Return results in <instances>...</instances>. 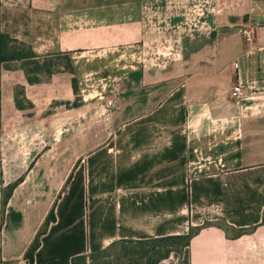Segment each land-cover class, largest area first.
Returning a JSON list of instances; mask_svg holds the SVG:
<instances>
[{
    "label": "crops",
    "instance_id": "0c3cea01",
    "mask_svg": "<svg viewBox=\"0 0 264 264\" xmlns=\"http://www.w3.org/2000/svg\"><path fill=\"white\" fill-rule=\"evenodd\" d=\"M192 1L0 0L2 31L42 56L67 52L82 92L66 106L75 72L29 83L2 69L0 264H71L190 227L158 264H264V0H210V29L188 35L175 13Z\"/></svg>",
    "mask_w": 264,
    "mask_h": 264
},
{
    "label": "trees",
    "instance_id": "16d2710c",
    "mask_svg": "<svg viewBox=\"0 0 264 264\" xmlns=\"http://www.w3.org/2000/svg\"><path fill=\"white\" fill-rule=\"evenodd\" d=\"M1 6V2H0ZM12 63L18 64L25 73L29 83L39 82L40 74H52L61 68L74 74L71 58L67 52L52 53L51 55L37 54L30 44L12 37L2 31L0 26V84L1 72L3 68H9ZM73 91L77 94V80L72 77ZM79 98L70 102H65L66 106H77ZM1 102V89H0ZM17 107L23 108L22 101L16 99ZM30 105V103H28ZM1 107V103H0ZM1 128V121H0ZM21 180L8 184V191L3 193L2 204H6L12 189ZM55 220L54 207L47 214L42 226L38 230L35 238L31 242L25 253V257L32 262L34 252L40 245V238L45 233L50 222ZM264 221V216H263ZM201 227H190L188 232L180 234H169L147 239H119L112 241L106 247L84 254H78L71 258V264H158L167 258L172 251L181 253L189 245L190 239ZM225 229V227H222ZM227 228V227H226ZM247 231L238 230V234Z\"/></svg>",
    "mask_w": 264,
    "mask_h": 264
},
{
    "label": "built area",
    "instance_id": "2783aa9c",
    "mask_svg": "<svg viewBox=\"0 0 264 264\" xmlns=\"http://www.w3.org/2000/svg\"><path fill=\"white\" fill-rule=\"evenodd\" d=\"M211 2L210 0H193L188 5H185L182 8V11L175 13L180 17L179 24L177 25L179 29H181L185 34L192 35L195 32H204L209 30V24L207 21V13L211 10ZM164 18L160 15L158 16L159 23L153 19L155 22L153 28L160 29L161 23L164 21ZM181 27V28H180ZM242 32L244 34V38L247 41H250L252 38V31L249 28H243ZM231 96L234 98L241 99L243 97V89L241 83H235L230 92ZM115 101L110 98L106 101V105L108 107H112Z\"/></svg>",
    "mask_w": 264,
    "mask_h": 264
},
{
    "label": "rangeland",
    "instance_id": "374dc122",
    "mask_svg": "<svg viewBox=\"0 0 264 264\" xmlns=\"http://www.w3.org/2000/svg\"><path fill=\"white\" fill-rule=\"evenodd\" d=\"M162 15H164L165 13H161ZM139 52H140V50H139V48L137 49ZM136 50V51H137ZM122 54H124V52H121ZM19 65L18 64H11L10 66H9V68H12V67H18ZM74 72L76 73V76H75V78L76 77H79V78H81V75H78L77 74V72L74 70ZM81 74V73H80ZM83 74V73H82ZM76 80H77V78H76ZM113 81V80H112ZM121 80H114L113 81V83L112 84H115V83H118V82H120ZM112 84H111V87L110 88H112ZM80 86H81V84L79 85V84H77V93H78V98H81V96H80V94H82V92H81V90H80ZM82 87H83V85H82ZM85 93H87V92H85ZM109 94H112V92H110ZM7 191H8V188L7 187H4V194H6L7 193Z\"/></svg>",
    "mask_w": 264,
    "mask_h": 264
}]
</instances>
